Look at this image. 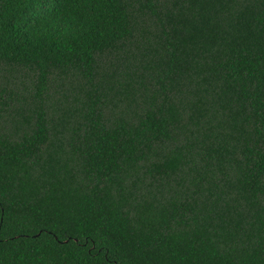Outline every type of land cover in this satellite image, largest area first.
<instances>
[{
	"label": "trees",
	"instance_id": "1",
	"mask_svg": "<svg viewBox=\"0 0 264 264\" xmlns=\"http://www.w3.org/2000/svg\"><path fill=\"white\" fill-rule=\"evenodd\" d=\"M0 264H264V0H0Z\"/></svg>",
	"mask_w": 264,
	"mask_h": 264
}]
</instances>
